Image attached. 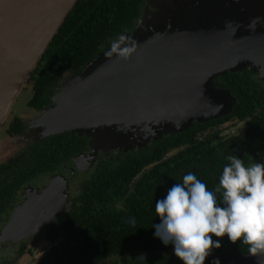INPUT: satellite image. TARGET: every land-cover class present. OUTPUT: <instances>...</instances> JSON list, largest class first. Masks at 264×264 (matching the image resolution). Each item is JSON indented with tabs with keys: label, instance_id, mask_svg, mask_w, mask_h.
<instances>
[{
	"label": "trees",
	"instance_id": "trees-1",
	"mask_svg": "<svg viewBox=\"0 0 264 264\" xmlns=\"http://www.w3.org/2000/svg\"><path fill=\"white\" fill-rule=\"evenodd\" d=\"M145 1L78 0L26 83L32 88L28 106L45 109L58 88L133 29ZM214 84L236 95L231 112L195 121L138 150H123L100 160L80 183L68 209L45 227L50 247L29 264H101L117 255H134L130 259L135 264H182L173 246H165L154 236L153 225L160 222L155 201L189 171L215 189L228 155L240 156L246 164L264 157L261 82L250 71L242 70L217 76ZM236 119L246 122L244 128L226 132L227 122ZM25 122L12 113L6 133L22 135L27 129ZM88 142L91 137L86 133L53 134L0 164V231L15 207L19 189L29 180L60 170L85 152ZM213 238L221 241V247L212 249L205 264L217 257L222 262L247 252V245L232 243L227 235ZM18 251L17 259L27 253L26 244ZM16 261L0 255V264Z\"/></svg>",
	"mask_w": 264,
	"mask_h": 264
},
{
	"label": "water",
	"instance_id": "water-1",
	"mask_svg": "<svg viewBox=\"0 0 264 264\" xmlns=\"http://www.w3.org/2000/svg\"><path fill=\"white\" fill-rule=\"evenodd\" d=\"M208 1L222 2L223 11L226 6L243 2L161 0V5H157L161 11L150 22L154 36L147 42L115 50L113 56L99 62L101 53L118 47L122 42L119 40L67 81L71 82L66 96L49 108L45 118L36 121L42 124L38 139L74 131L95 140L98 128L106 125L122 130L139 123L148 129L153 123L166 120L184 122L182 128L175 130L179 131L195 121L231 112L233 106H229L227 95L230 91L217 88L214 80L230 70H240L249 59L261 62L257 68L264 71V41L235 33V22L223 29L209 27L208 15L215 6L204 4ZM77 2L0 0V128ZM194 20L201 21V26H190ZM92 143L91 140L80 158H87L90 153L94 159L99 154L93 151ZM68 183V178L53 176L42 192L26 195L4 226L1 241L43 234L45 227L66 211L70 200ZM221 264H264V257L258 260L245 252Z\"/></svg>",
	"mask_w": 264,
	"mask_h": 264
},
{
	"label": "clouds",
	"instance_id": "clouds-1",
	"mask_svg": "<svg viewBox=\"0 0 264 264\" xmlns=\"http://www.w3.org/2000/svg\"><path fill=\"white\" fill-rule=\"evenodd\" d=\"M226 160L215 189L189 171L155 201L160 222L153 225L154 236L171 244L182 264H205L212 249L221 247L213 237L225 235L247 245L258 260L264 257V161L246 164L235 154Z\"/></svg>",
	"mask_w": 264,
	"mask_h": 264
},
{
	"label": "rangeland",
	"instance_id": "rangeland-1",
	"mask_svg": "<svg viewBox=\"0 0 264 264\" xmlns=\"http://www.w3.org/2000/svg\"><path fill=\"white\" fill-rule=\"evenodd\" d=\"M161 3H162L161 0H149L148 5H146L144 10L145 13L143 14L142 18L138 20L135 28L131 32H129L130 34H127L124 37L122 36L121 38L116 40L115 43H117L119 40L122 41L118 47L101 53V55L99 56V62H104L106 59L113 56L115 54L114 53L115 50H120L121 48L126 46H132L142 42H147L149 39H151L155 34V29L151 27L152 24L150 22L152 21L153 16L161 11L160 7L157 6V5H161ZM204 4H210L215 6L212 8L213 12L210 15H208L209 23L207 25L209 27L212 28L220 27V29H223L230 26L233 23L234 16L231 15L230 13L223 11L224 8L222 7V2L208 1V2H204ZM262 6L263 3L262 1H260V4L257 7V9L261 8ZM247 10L249 12V8ZM263 10L264 9H261L260 12H262ZM259 16H261V20H263L264 22V12ZM161 19L164 24L166 19L165 12L161 13ZM194 21H196L197 23H195ZM194 21H190L192 22L190 26L195 27V24H197L199 27L201 26L202 24L201 21L198 20H194ZM249 60H250L249 62H245L244 67H241L240 70L249 66L254 69L256 68L255 62L254 61L251 62V59ZM258 75L263 80L264 75L260 71ZM70 82L63 85L57 91L52 105L57 104L58 101H60L66 96V92L70 87L69 86ZM26 85L27 84L24 85V87L18 94L10 114L8 115L3 126L0 128V163L3 162L5 159H7L12 153H14L19 148L21 149L34 143L40 137L42 124L41 123L37 124L36 121L38 119L42 120L43 118H45L49 113L48 112L49 108L52 106L51 105L47 109L39 112H34L30 110L31 108H29L28 106V100L32 95V88L30 85L27 86ZM228 90L230 91V94H227L229 106L232 107L236 103V97L232 94L230 89ZM224 111L225 110H223V112ZM12 113L14 115L18 114L19 116L25 119L26 123H30L26 134L20 139V142H17L14 139L7 136V134H4V131L8 127L6 123L10 121V119L12 118ZM184 125L185 123L182 121L177 124L173 120L155 122L148 129L146 124H139V123L125 126V128H123L122 130H119V127L117 128L116 126L113 125H106L104 127L98 128V130L96 131L97 135H95V140H93V138L91 137V140L93 142L91 146L93 151L98 152L99 154L106 153V151L108 150H113L114 153H118L122 150L137 149L145 141L150 140L153 137H158L161 134H168L170 132H173L176 129L182 128ZM88 154L92 156L90 153ZM88 154L87 156H89ZM259 161H264V157ZM93 166H94L93 162L89 167H85L84 165V167L86 168L85 171L81 170V172H78L76 174L78 176L75 178L73 182L75 189H77L80 183L88 176V173L91 171ZM24 242L32 250V254L27 252L23 254L19 259H17L19 253L18 251L19 243L16 244L7 243L5 246L2 245L3 243H0V255L3 257H11L13 261H16L17 259L15 264H28L31 262L33 257L40 255L46 249V247H49L50 245L44 233L36 236H31L25 239ZM2 247H4L5 249H2ZM126 258L127 256L125 255L111 256L106 260H104L101 264H135V262H133L132 259H130V258H134V255L129 256V258L127 259Z\"/></svg>",
	"mask_w": 264,
	"mask_h": 264
},
{
	"label": "flooded vegetation",
	"instance_id": "flooded-vegetation-1",
	"mask_svg": "<svg viewBox=\"0 0 264 264\" xmlns=\"http://www.w3.org/2000/svg\"><path fill=\"white\" fill-rule=\"evenodd\" d=\"M260 1H262L263 6L261 8H259V9H257V7L260 4ZM148 2H149V0H146L145 3L142 6L141 18L143 16V14L145 13L144 10H145L146 5H148ZM233 7H235V8H233ZM248 8H249V12L247 10ZM261 9H264V0H243L242 4H240V5H236V6H231V5L230 6H226L225 7V12L230 13L231 15L234 16L233 22H235L236 28L233 31L235 33H241L244 36H247L246 39L255 38V39H259V40L264 41V22H263V20H261V16H259V15H261L264 12V10L262 12H260ZM141 18H139V19H141ZM136 24H135V26H136ZM135 26L133 27V29L135 28ZM131 31H129V32H131ZM257 34H258V36H255ZM255 64H256V68L255 69L254 68H251L249 66V67L243 68L242 70L243 71H250L251 74L254 76V78L258 79L260 82L261 81H264V78L262 80L261 77L258 75L259 74V70L257 68V66H262V63L261 62L259 63V62L255 61ZM242 70H239V71H242ZM231 72H238V71H230V72H228V74L231 73ZM261 73L264 75V71H261ZM261 84L264 87V82H261ZM59 89L60 88H58L57 91ZM57 91H55V94L57 93ZM55 94H54V96L52 98V102L45 109H47L48 107H50L52 105V103L54 102ZM234 96H236V95H234ZM236 103H237V99H236ZM235 104H234L233 107H235ZM29 108H31V107L29 106ZM45 109L38 110V109L31 108L30 110H32L34 112H39V111H43ZM236 121H237V119L235 121L234 120H230L229 123L227 122V124H226V132L229 129L231 131H233V129H235V128L237 129L239 126H240V129H242V128H244L243 125H246V122H243V121L236 122ZM25 124L27 125V129H26V131L23 132L22 135H19L17 137L16 136H10V135H8L6 133V130L4 131V134H7V136H9L10 138L14 139L17 142H20V139L26 134L30 123H26L25 122ZM234 124H236V125L234 126ZM258 133H259V131H258ZM238 134H240V133L238 132ZM44 138L37 139L34 143H32V144H30V145H28V146H26L24 148H21V149L19 148L14 153H12L7 159H5L3 162L7 161L11 156H13L14 154L18 153L19 151L27 149L29 146L35 144L36 142H38V141H40L41 139H44ZM89 143L90 142H88V148H89ZM88 148H87V150H88ZM87 150L85 152H87ZM133 150L135 151V150H138V149H133ZM85 152H83V153H85ZM83 153H80L75 158L69 160L66 164H64L62 166V168L60 170L56 171L55 173H53V174H42L41 176H38L37 178L32 179V180H29L27 183H25L23 185V187L19 189V197H18V200H17V202L15 204V207L19 203L23 202V200H24V198H25L26 195H28L30 193H34V191H36V190L42 192L43 189L46 186L49 185V182H50L51 177H53V176H59V177L68 178L69 179V183H68L69 188H68L67 192L70 195V200H69V202L67 204V208H66V210H67L69 204L71 203L72 198L75 196V193L77 192V189L79 188L78 187L77 189H75L74 188V184H73L75 178L78 176L76 174L78 172H81V170L82 171H85L86 168L84 167V165L86 167H89V166H91V164H89V162L94 160L93 163H94V166H95V165H97L99 163L100 160H102V159H106L107 160L111 156H115V154H118V153H114L113 150H108L106 153H102V154L100 153V154H98L97 156H95L94 159H93V156L94 155L89 156L87 158H82V157L80 158L79 156L82 155ZM80 162L83 163L84 165L81 164ZM15 207L10 212V215L8 217V220L11 217V214L14 211ZM6 223H5V225H6ZM5 225H3L2 230H3V228H4ZM2 230L0 231V241H1ZM1 242L3 243L2 244L3 246H5L7 243H15V244L16 243H19V246L22 245V244H26L24 242V240H18V241H13V242L12 241H8L6 243L3 242V241H1ZM49 244L51 245L50 242H49ZM50 245H49V247H50ZM46 248H48V247H46ZM27 249H28L27 252H29L30 251V248L28 246H27Z\"/></svg>",
	"mask_w": 264,
	"mask_h": 264
}]
</instances>
